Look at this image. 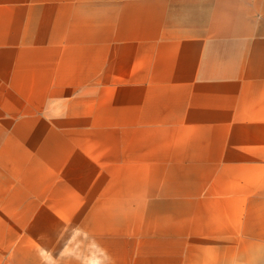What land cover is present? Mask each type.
Wrapping results in <instances>:
<instances>
[{
	"label": "crops",
	"instance_id": "0c3cea01",
	"mask_svg": "<svg viewBox=\"0 0 264 264\" xmlns=\"http://www.w3.org/2000/svg\"><path fill=\"white\" fill-rule=\"evenodd\" d=\"M0 264H264V0H0Z\"/></svg>",
	"mask_w": 264,
	"mask_h": 264
}]
</instances>
